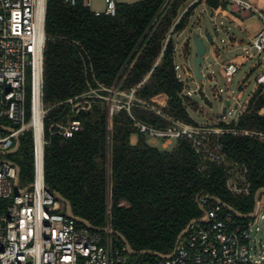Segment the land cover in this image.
Masks as SVG:
<instances>
[{"label": "trees", "instance_id": "obj_1", "mask_svg": "<svg viewBox=\"0 0 264 264\" xmlns=\"http://www.w3.org/2000/svg\"><path fill=\"white\" fill-rule=\"evenodd\" d=\"M180 1L117 3L115 15L96 16L89 7L83 6L82 0L74 5L63 0H47L45 103L52 105L83 93L89 85L96 86V82L105 86L115 83L126 92L135 88V96L149 103L152 97L161 99L160 103H164L162 96L167 97L166 104L159 106L163 112L194 123L183 98L185 85L175 70L172 38L165 44L166 32ZM182 25L183 20L175 30ZM73 41L79 44L74 46ZM88 57L93 76L87 77L83 60L88 61ZM203 99L210 103L207 98ZM262 108L264 80L257 82L246 110L227 126L264 130V115L259 113ZM65 110L64 104L51 110L45 125L60 118ZM130 110L138 120L158 127L170 125L149 109L131 106ZM231 113L226 120L231 118ZM76 118L82 121L81 130L69 138L51 136L45 148V184L69 201L75 216L95 227H103L110 201L113 230L133 250L147 251L137 257L171 251L178 235L202 213L197 203L201 193L218 197L239 212L247 213L254 205V192L264 188V141L257 138L233 134L219 138L223 151L247 167L251 194L234 196L225 189L222 168L210 166L199 170L198 157L186 139H174L171 149H158L148 143L147 136L139 132L127 111L121 109L112 116V138L107 154L106 102L98 99ZM219 124L226 126L223 122ZM132 135H137L135 143L130 141ZM22 144L29 150L30 137L22 139ZM109 159L110 168H107Z\"/></svg>", "mask_w": 264, "mask_h": 264}, {"label": "built area", "instance_id": "obj_2", "mask_svg": "<svg viewBox=\"0 0 264 264\" xmlns=\"http://www.w3.org/2000/svg\"><path fill=\"white\" fill-rule=\"evenodd\" d=\"M63 1L71 5L77 2ZM105 3L103 11H93L96 16L115 15L118 2L105 0ZM46 4L47 0H0V153L15 152L21 147V138L29 136L32 161L31 182L25 188H19V166L10 159H0V264H264L263 244L256 237L258 221L264 218L263 191L259 192L257 201L254 200L252 209L247 213L239 212L218 197L201 193L197 196V203L203 215L188 223L187 231L171 251L150 252L153 258L145 260L133 258L141 253L131 255L130 245L128 247L113 230L110 201L103 227H95L88 221L89 225L84 224L67 213L66 204L45 184V148L50 144L51 136L69 138L75 131L81 130L82 121L76 116L80 111L89 110L98 99L107 104V154L110 153L112 138V116L125 109L139 132L145 134L148 140L159 139L163 146L173 139L188 140L198 157L199 170L204 171L210 166L222 168L225 189L234 196L251 194L247 167L223 151L219 138L223 134H233L264 141V130L227 126L231 121L236 122L246 110L252 94L245 100L246 104H240L233 98L236 108L230 111L232 116L228 120L223 113L216 120H193L194 123L163 112L159 106H164L166 102L156 103L153 97L152 103L138 99L134 94L135 88L127 93L130 101L118 99L117 95L123 90L115 83L105 86L96 82V86L89 85L83 93L47 105L44 100ZM82 4L89 7V0H82ZM198 5L212 14L209 18L214 21L218 32L225 22L218 23L216 17L229 18L221 12L227 7L230 8L227 11L239 19L237 23L230 18L237 27L241 26L242 18H257L261 25L260 34L254 39L247 35V38L243 37L242 53L247 55L246 48H256L260 60L264 61V5L257 0H190L177 15L165 44L175 26L182 20L184 23L186 15L189 19L191 11H195ZM206 32L193 31V34L190 33L191 42H194V35L203 38ZM212 43L218 48L223 46L214 40ZM72 44L76 46L79 43L73 41ZM87 59L83 60L84 74L93 76L92 63L89 57ZM240 59L241 56L225 62L223 72L226 78L238 72ZM258 69L261 74L257 79L259 82L264 80V65ZM176 73L178 75L177 70ZM61 104L66 106L62 116L46 126L47 115ZM131 106L149 109L168 120L170 125L158 127L138 120L131 113ZM220 122L226 126H221ZM108 162L107 168L110 159ZM111 235L119 237L123 244H112Z\"/></svg>", "mask_w": 264, "mask_h": 264}, {"label": "rangeland", "instance_id": "obj_3", "mask_svg": "<svg viewBox=\"0 0 264 264\" xmlns=\"http://www.w3.org/2000/svg\"><path fill=\"white\" fill-rule=\"evenodd\" d=\"M116 1L118 3L131 4L139 0ZM189 1L190 0H182L179 2L177 13L172 19L171 26L166 32L167 34L165 37L168 36L177 15L185 8ZM172 2L173 1H171V3ZM257 2L264 5V0H257ZM105 6V0H89V8L92 11H103ZM202 7V5H198L195 11L192 10L189 19L187 18L188 15H186L182 27L179 30L172 31L170 34L173 41V56L176 70L185 84L183 98L187 104L189 116L193 120H197V117H203L206 121H212L218 119L223 113L228 115L227 111L230 112L232 109L236 108L234 99L240 102V104H246L245 100H247L250 94L254 93L256 83L258 82L257 79L261 75L258 72V68L262 69L264 61L260 60L256 48H246L247 55L242 53V49L245 44L244 39L247 38V36L254 39L260 34L261 25L257 18H242L241 26L237 27L233 24L230 18L237 23L239 22V19L231 15L227 11H230V8L227 7V10L221 12L223 16H228L229 18L221 16L216 17L218 23L221 24L225 22V24L220 26L218 32L215 29L216 25H214V21L209 18L212 14H209V12L204 8L202 9ZM245 28H248L249 30L244 31ZM193 31L201 34H204V31H207L216 44H223V46L218 48L216 45H213V43L210 44L205 36H203V38L201 37L206 47L205 53L199 64V72L204 75L203 79L198 78L195 73L194 56L196 46L194 42H191L192 39L190 38V33L193 34ZM240 56L241 59L238 62L240 69L234 76L226 78L223 72V65L227 60L235 59ZM256 69L257 72L254 73ZM122 93L117 95L118 99L130 101V97H126L128 92L123 91ZM161 98L163 100L167 99L165 96H162ZM203 98H207L210 103H206ZM153 100L157 103L160 102L161 99L155 98ZM195 101L197 102L196 104ZM228 105L229 107H227ZM197 121H199V119ZM135 137L136 138L132 137L130 141L134 143L137 140V135H135ZM22 139L24 138H21V140ZM148 143L158 149H171L174 139L171 140L170 144L167 146H163L162 141L159 139L152 141L148 140ZM23 145L24 144H22V146L15 152L0 153V159H10L19 166V188H25L31 182V150L30 148L29 150H25ZM61 213H64V211ZM202 215L203 211L198 217H201ZM258 226L259 231L256 232V237L257 239H260L264 249V218L259 219ZM116 237V235H111L112 244L115 246H121V244L117 242L118 240ZM133 258L145 260L153 258V256L149 254L142 258L137 256H133Z\"/></svg>", "mask_w": 264, "mask_h": 264}, {"label": "water", "instance_id": "obj_4", "mask_svg": "<svg viewBox=\"0 0 264 264\" xmlns=\"http://www.w3.org/2000/svg\"><path fill=\"white\" fill-rule=\"evenodd\" d=\"M206 37H207V40H208V42H212L213 40H212V38H211V36L206 32ZM193 41H194V44H195V46H196V49H195V56H194V66H195V73H196V76L198 77V78H203V75L199 72V64H200V62H201V60H202V56L204 55V53H205V49H206V47H205V44L203 43V40H202V38L201 37H198L197 35H194L193 36ZM261 114L262 115H264V108H262L261 109ZM260 191H263L264 192V188H262V189H259V190H257L256 192H255V194H254V200H255V202L257 201V198H258V194H259V192ZM54 194L56 195V197H58L60 200H62L65 204H66V211H67V213L70 215V216H72V217H75L76 219H78L79 221H81V222H83L84 224H87V225H89V223L85 220V219H83V218H81V217H77V216H75L73 213H72V210H71V206H70V203H69V201L63 196V195H61L59 192H57V191H55L54 192ZM187 229H188V226L178 235V237H177V240L176 241H178L184 234H185V232L187 231ZM117 235L123 240V242L125 243V244H127L128 245V247H129V243L125 240V238L120 234V233H117ZM147 251H140V252H138V251H135V250H133V249H131V247H129V253L131 254V255H137V254H139V253H146Z\"/></svg>", "mask_w": 264, "mask_h": 264}, {"label": "crops", "instance_id": "obj_5", "mask_svg": "<svg viewBox=\"0 0 264 264\" xmlns=\"http://www.w3.org/2000/svg\"><path fill=\"white\" fill-rule=\"evenodd\" d=\"M166 98H167V97H166ZM164 101L166 102V99H165ZM132 137L136 138L135 135H132L131 138H132ZM135 142H136V141H135ZM135 142H134V143H135ZM131 143H133V142H131Z\"/></svg>", "mask_w": 264, "mask_h": 264}, {"label": "bare ground", "instance_id": "obj_6", "mask_svg": "<svg viewBox=\"0 0 264 264\" xmlns=\"http://www.w3.org/2000/svg\"><path fill=\"white\" fill-rule=\"evenodd\" d=\"M198 119H199V118H198ZM198 119H197V120H198ZM200 120H201V119H199V121H200ZM227 120H228V119H227ZM201 121H202V120H201ZM203 121H204V120H203Z\"/></svg>", "mask_w": 264, "mask_h": 264}]
</instances>
